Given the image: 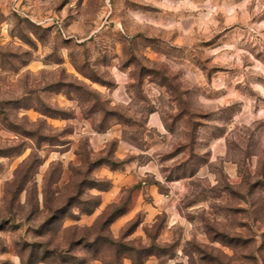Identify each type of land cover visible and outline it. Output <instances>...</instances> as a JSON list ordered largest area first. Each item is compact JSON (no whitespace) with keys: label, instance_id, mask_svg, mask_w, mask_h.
<instances>
[{"label":"rangeland","instance_id":"1","mask_svg":"<svg viewBox=\"0 0 264 264\" xmlns=\"http://www.w3.org/2000/svg\"><path fill=\"white\" fill-rule=\"evenodd\" d=\"M106 237L264 264V0H0V264Z\"/></svg>","mask_w":264,"mask_h":264},{"label":"trees","instance_id":"2","mask_svg":"<svg viewBox=\"0 0 264 264\" xmlns=\"http://www.w3.org/2000/svg\"><path fill=\"white\" fill-rule=\"evenodd\" d=\"M105 240L110 243V246L113 250L110 255V260H106L105 264H122L123 258L126 256V253L129 254V257L132 259L133 264H144L147 255H151L154 253L151 249H148L149 251H147V248L137 247L129 242H123L122 239L106 237ZM75 242L80 244L83 242V240L81 238H78ZM72 247L73 243L66 250H69ZM56 248L57 250H55V252L59 251L60 253L61 251H63L61 250L62 248Z\"/></svg>","mask_w":264,"mask_h":264},{"label":"crops","instance_id":"3","mask_svg":"<svg viewBox=\"0 0 264 264\" xmlns=\"http://www.w3.org/2000/svg\"><path fill=\"white\" fill-rule=\"evenodd\" d=\"M141 206H143V202L140 201V198H139L135 207L138 208V207H141Z\"/></svg>","mask_w":264,"mask_h":264}]
</instances>
